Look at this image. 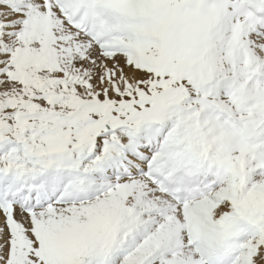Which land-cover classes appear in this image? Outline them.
<instances>
[{
    "label": "snow or ice",
    "instance_id": "1",
    "mask_svg": "<svg viewBox=\"0 0 264 264\" xmlns=\"http://www.w3.org/2000/svg\"><path fill=\"white\" fill-rule=\"evenodd\" d=\"M0 264H264V0H0Z\"/></svg>",
    "mask_w": 264,
    "mask_h": 264
}]
</instances>
